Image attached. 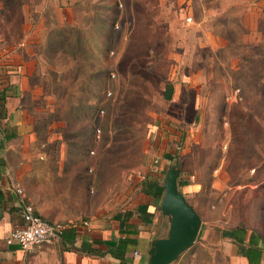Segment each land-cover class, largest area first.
<instances>
[{
	"label": "rangeland",
	"instance_id": "rangeland-1",
	"mask_svg": "<svg viewBox=\"0 0 264 264\" xmlns=\"http://www.w3.org/2000/svg\"><path fill=\"white\" fill-rule=\"evenodd\" d=\"M203 2L63 0L60 44L48 51L49 60L58 54L48 66L55 69L57 62L60 72L49 71L47 81L33 78L37 91L41 82L45 94L58 96L38 100L46 110L37 115L47 118L50 136L63 142V155L70 158L64 169L73 160L81 172L93 174L100 158L113 167L137 156L150 160L161 184L171 167L196 184L184 196L205 223L169 264H229L219 255L207 259L215 248L201 243L207 225L217 230L238 224L246 231L258 226L264 234V47H198L203 24L208 32L221 24L223 40L237 37L223 25L225 5ZM234 7L242 12L243 5ZM38 64L45 72V62ZM199 69L202 81L190 86L185 75ZM196 91L202 112L194 109ZM93 192L87 187L86 194Z\"/></svg>",
	"mask_w": 264,
	"mask_h": 264
},
{
	"label": "crops",
	"instance_id": "crops-1",
	"mask_svg": "<svg viewBox=\"0 0 264 264\" xmlns=\"http://www.w3.org/2000/svg\"><path fill=\"white\" fill-rule=\"evenodd\" d=\"M204 2L225 5L223 25L235 29L237 37L223 40L218 29L221 24L215 23L209 30L211 36L203 29L206 24L200 21L203 38L198 47L213 50L261 44L264 47L261 26L264 0ZM62 4L63 0H0V264H147L153 240L164 237L169 224L161 211L160 199L150 194V184L163 185L152 171L150 160L125 157L111 167L100 158L93 174L81 172L79 164L72 160L68 161L72 166L64 169L65 161L70 158L63 155V142L58 136H50L47 118L37 115L40 110H46L37 105L38 100L52 95L58 98L56 93L45 94L41 82L37 91L38 82L33 78L45 76L43 79L47 81L49 71L56 76L60 72L57 62L55 69L48 66L49 61L58 58L56 53L49 60L48 51H52L49 47L60 44L65 24ZM239 4L243 5L242 12L236 14L234 6ZM184 45L192 47V44ZM42 61L45 72L38 64ZM202 76L203 70L199 69L189 71L185 78L192 86V82L202 81ZM168 94L172 95L168 92L166 97ZM201 96L196 91L194 109L200 112ZM34 181L38 184V196ZM16 185L22 188L26 200L42 218L50 223H66L53 244L24 251L15 242L7 243L9 233L24 224ZM90 186L94 192L88 195ZM195 186L188 183L181 191L188 197L186 192H195L191 189ZM189 204L200 216L201 225L205 223L197 207ZM257 209L262 213L260 207ZM259 219L257 214L256 220ZM257 227H247L244 245L248 246L252 233L255 248L248 250L250 260L264 264V234L257 233ZM202 229L201 243L215 247L207 259L219 255L229 264H250L247 257L238 253L237 244L222 236V231L228 228L216 230L207 225ZM135 252L140 256L136 257ZM175 264H184L183 259ZM205 264L213 263L211 260Z\"/></svg>",
	"mask_w": 264,
	"mask_h": 264
},
{
	"label": "water",
	"instance_id": "water-1",
	"mask_svg": "<svg viewBox=\"0 0 264 264\" xmlns=\"http://www.w3.org/2000/svg\"><path fill=\"white\" fill-rule=\"evenodd\" d=\"M179 172L171 167L163 183L160 198L162 213L168 217L164 237L153 240L147 264H169L195 241L201 218L179 189Z\"/></svg>",
	"mask_w": 264,
	"mask_h": 264
},
{
	"label": "built area",
	"instance_id": "built-area-1",
	"mask_svg": "<svg viewBox=\"0 0 264 264\" xmlns=\"http://www.w3.org/2000/svg\"><path fill=\"white\" fill-rule=\"evenodd\" d=\"M184 20L189 24L192 17L188 16ZM15 187L16 193L20 196L24 224L9 233L7 243L15 242L24 251H33L37 247L53 244L63 233L65 224L50 223L42 218L26 200L22 188L18 185ZM134 255L140 256L138 252Z\"/></svg>",
	"mask_w": 264,
	"mask_h": 264
},
{
	"label": "trees",
	"instance_id": "trees-1",
	"mask_svg": "<svg viewBox=\"0 0 264 264\" xmlns=\"http://www.w3.org/2000/svg\"><path fill=\"white\" fill-rule=\"evenodd\" d=\"M179 186H184L188 184L187 179L186 180H178ZM150 188H152L150 191V194L154 197H157L158 199L161 198V195L163 193V185H157V183H152L149 185ZM246 230L242 225H238L235 228L232 229H226L222 231V236L230 238L234 243L237 244L238 247V253L247 257L250 264L256 263V261L250 260V253L248 250L250 248H255L254 243L251 241L252 233L249 237L248 246L244 245V236H245ZM257 257H259V254H257Z\"/></svg>",
	"mask_w": 264,
	"mask_h": 264
}]
</instances>
